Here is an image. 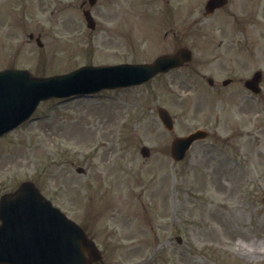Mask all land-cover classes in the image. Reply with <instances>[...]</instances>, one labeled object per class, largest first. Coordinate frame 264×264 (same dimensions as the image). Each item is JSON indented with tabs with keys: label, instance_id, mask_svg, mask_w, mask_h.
<instances>
[{
	"label": "rangeland",
	"instance_id": "rangeland-1",
	"mask_svg": "<svg viewBox=\"0 0 264 264\" xmlns=\"http://www.w3.org/2000/svg\"><path fill=\"white\" fill-rule=\"evenodd\" d=\"M82 1L0 0V11L8 9L0 53L12 57L0 66L48 75L150 61L182 45L194 59L139 85L42 101L31 120L0 137V194L33 180L94 237L106 263L264 264V38L254 30L250 56L218 47L216 33L203 41L199 26H212L189 31L186 15L201 0H96L90 29ZM234 36L244 33L227 38ZM216 47L223 57L208 63ZM256 69L261 90L246 97L240 77ZM207 71L232 84L208 87L195 74ZM158 106L171 113L172 130ZM196 128L208 135L173 160V137Z\"/></svg>",
	"mask_w": 264,
	"mask_h": 264
},
{
	"label": "water",
	"instance_id": "water-1",
	"mask_svg": "<svg viewBox=\"0 0 264 264\" xmlns=\"http://www.w3.org/2000/svg\"><path fill=\"white\" fill-rule=\"evenodd\" d=\"M85 15L88 25L93 26L87 11ZM186 54L182 49L174 55L161 56L147 65L86 66L64 76L42 80L30 77L26 72L0 73V134L25 119L40 98L67 95L75 91L85 93L101 87L137 82L160 68L177 64V60ZM12 77L24 83L20 84L22 89H18L17 82H10ZM159 111L167 127H170L168 113L164 109ZM201 134L199 130L188 137L177 138L175 147L178 153L181 155L190 140ZM0 219V262L89 264L82 249H87L91 254L93 247L82 230L43 200L30 182H23L15 193L0 197Z\"/></svg>",
	"mask_w": 264,
	"mask_h": 264
},
{
	"label": "flooded vegetation",
	"instance_id": "flooded-vegetation-1",
	"mask_svg": "<svg viewBox=\"0 0 264 264\" xmlns=\"http://www.w3.org/2000/svg\"><path fill=\"white\" fill-rule=\"evenodd\" d=\"M187 1L189 5V0ZM206 2L207 0H201L198 8L193 7L191 9L190 7L188 10L186 9L188 20H192L191 22L188 21V30H193L194 25L205 21L212 28H207L205 31L202 25L199 26L197 33L203 41L209 39L207 33L210 35L216 33L221 38L218 47L228 48L230 52L241 50L250 56L254 48V30L257 29L258 36L264 38V29H261V27L264 28V0H215L213 8H208ZM210 19L213 20L208 22ZM231 32H233V35L244 33V36L242 39L237 36L227 38ZM218 52L219 50L216 47L215 53L217 56L211 57L208 63H213L223 57ZM236 56L239 57V53ZM230 59L234 61L233 58ZM218 62L220 63V60ZM201 77L206 80L208 78L205 73H202ZM236 102L231 103V109L236 106Z\"/></svg>",
	"mask_w": 264,
	"mask_h": 264
}]
</instances>
